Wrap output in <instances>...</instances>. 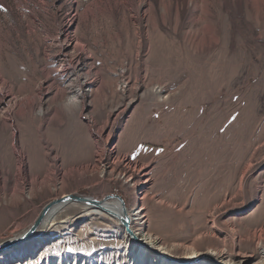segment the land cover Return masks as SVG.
I'll return each instance as SVG.
<instances>
[{
  "label": "rangeland",
  "instance_id": "obj_1",
  "mask_svg": "<svg viewBox=\"0 0 264 264\" xmlns=\"http://www.w3.org/2000/svg\"><path fill=\"white\" fill-rule=\"evenodd\" d=\"M68 193L137 196L172 256L261 261L264 0H0V243ZM56 221L0 264H137L111 214Z\"/></svg>",
  "mask_w": 264,
  "mask_h": 264
},
{
  "label": "bare ground",
  "instance_id": "obj_2",
  "mask_svg": "<svg viewBox=\"0 0 264 264\" xmlns=\"http://www.w3.org/2000/svg\"><path fill=\"white\" fill-rule=\"evenodd\" d=\"M62 32H64V38H65L66 45L71 46L73 49H78L80 46L79 40L72 30V25H67L64 28H62ZM76 97H77V93L75 94V96H73V99H71L70 103L75 102ZM82 167L85 169L87 168L86 166H82ZM65 195L67 194H63L59 198H63V196ZM59 198H55L53 200H56ZM100 200H101V206H95V205L88 206L87 204L80 203V202L79 203L87 208H91V209L97 208L100 211H103L104 213H107V214L114 213L118 215H123V214L127 215V222L125 223V226L123 227L126 228V233L129 236V241H128L129 246L138 247V250L134 252L135 263L137 264H142L143 261H147L148 264H234L232 257H229L227 255L226 257H223L224 259H217V257L215 258L214 252L212 251L203 252L200 254L197 251L190 249L189 253L186 252L184 257L182 258L175 257L169 254L165 245L161 244L160 241L156 237H153L147 231L143 232L144 230H140V232H138L137 234L133 233L132 230L130 229V223L134 219H137V220L140 219L141 221L143 220V217H144V214L141 212L143 208L141 204L138 205L139 198L137 196L134 199L133 208L130 209L131 212H129L130 210L126 208V205L123 200L121 201L120 199H117V198H102ZM70 203L79 204L77 202H68V203H63V205L58 204V205L51 207L48 210V212H46L45 217L41 225L37 229V232L34 234V236L39 237L43 235L47 231V228L49 226L57 222L56 218H57L58 213L61 211V209ZM112 216L118 220L116 216L114 215ZM128 219H129V225H127ZM132 233L133 235L131 236ZM261 253L263 254V257H264V249L261 250ZM64 261L65 259H62V256L54 257L49 262H47V264H53V263L62 264ZM241 263H242L241 261L237 262V264H241ZM17 264H22V261L18 262ZM253 264H264V258H262L261 261L255 262Z\"/></svg>",
  "mask_w": 264,
  "mask_h": 264
},
{
  "label": "water",
  "instance_id": "obj_3",
  "mask_svg": "<svg viewBox=\"0 0 264 264\" xmlns=\"http://www.w3.org/2000/svg\"><path fill=\"white\" fill-rule=\"evenodd\" d=\"M109 197H114L117 199H121V197L117 196V195H111ZM109 197H104V198H109ZM68 202H77V203H84L87 204L88 206H101V200L100 199H96V198H91L88 196H83L80 194H72V193H68L67 195L63 196V198H59L56 200H52L50 202H48V204H46L45 206H43V208L40 210V212L37 214V217L34 219L33 223L30 225V227L22 234H20L18 237L15 238H11L8 240H5L4 242L0 243V253L6 251L7 249L14 247L16 245H18L19 243H21L22 241L28 240L32 237H34V234L37 232V229L39 228V226L41 225L46 212H48V210L58 204H62L63 203H68ZM123 205V203H122ZM110 213V212H109ZM114 216H116L118 218V220L120 221V223L125 226V223L127 222V215L123 214V215H118V214H114V213H110ZM133 235V233L131 234V236Z\"/></svg>",
  "mask_w": 264,
  "mask_h": 264
}]
</instances>
